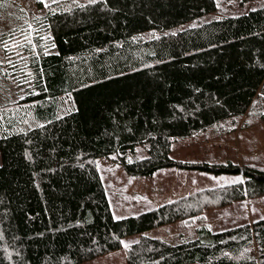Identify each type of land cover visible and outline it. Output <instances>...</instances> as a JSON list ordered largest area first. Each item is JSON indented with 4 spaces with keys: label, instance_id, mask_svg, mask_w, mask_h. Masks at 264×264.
<instances>
[{
    "label": "trees",
    "instance_id": "trees-1",
    "mask_svg": "<svg viewBox=\"0 0 264 264\" xmlns=\"http://www.w3.org/2000/svg\"><path fill=\"white\" fill-rule=\"evenodd\" d=\"M216 9L66 0L31 30L0 32V264H83L121 249L128 264H264V218L218 233L205 224L207 211L264 197V171L171 158L179 139L235 125L263 88L264 8L178 30ZM99 159L131 178L237 177L119 220ZM177 222L209 240L124 243Z\"/></svg>",
    "mask_w": 264,
    "mask_h": 264
},
{
    "label": "rangeland",
    "instance_id": "rangeland-1",
    "mask_svg": "<svg viewBox=\"0 0 264 264\" xmlns=\"http://www.w3.org/2000/svg\"><path fill=\"white\" fill-rule=\"evenodd\" d=\"M59 1L66 0H0V32L12 28L24 31L26 26L31 30L33 19L43 16L46 10ZM215 1L217 9L214 12L188 22L178 30H186L213 20L246 15L264 8V0L244 3L240 0ZM17 57L26 58V53L17 52ZM19 84H15L17 92L23 90V86ZM171 158L210 164L232 162L264 171V84L253 107L235 125L224 123L204 134L179 139L173 146ZM95 165L108 193L112 213L119 220L137 216L148 208L164 205L194 191L232 182L237 177L167 168L159 170L152 177L131 178L120 165L111 160L99 159ZM205 217V224L213 233L251 224L264 218V197L245 199L223 209L207 211ZM197 226L195 223L188 226L177 222L127 237L124 243L148 238L173 245L196 239L208 241L207 235L202 237L195 231ZM83 264H128L126 250L111 252Z\"/></svg>",
    "mask_w": 264,
    "mask_h": 264
}]
</instances>
